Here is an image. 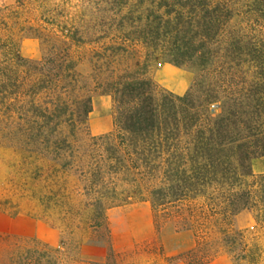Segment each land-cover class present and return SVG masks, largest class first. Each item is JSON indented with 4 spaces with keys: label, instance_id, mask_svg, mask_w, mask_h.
I'll return each mask as SVG.
<instances>
[{
    "label": "trees",
    "instance_id": "16d2710c",
    "mask_svg": "<svg viewBox=\"0 0 264 264\" xmlns=\"http://www.w3.org/2000/svg\"><path fill=\"white\" fill-rule=\"evenodd\" d=\"M130 1H88L89 31H55L45 16V26L27 25V30H40L33 31L43 46L40 60L20 55L17 42L5 31L10 8H1L0 127L13 132L25 126L27 139L36 142L72 96L91 102L93 93L110 95L117 114L114 130L96 140L111 142L126 169L141 179L149 176V161L153 174L161 177V199L152 200L157 233L158 218L163 217L174 226L172 241L198 240L197 227L218 220L219 241L226 251L235 246L245 250V234L235 229L233 219L247 212L255 228H264V174H254L251 168L252 160L264 156V42L259 38L264 0H149V28L154 30L167 25L175 31H235L219 50L229 63L218 62L206 71L210 82L201 101L187 106L197 111L195 116L185 120L181 108L191 92L170 96L162 128L139 97V91L151 95L152 78L135 49L139 43L151 44V36L117 31ZM46 2L16 3L21 10L42 4L47 16ZM220 38L214 42L222 43ZM85 66L87 74L79 70ZM115 202L105 209L119 207ZM176 258L184 264H207L215 256L195 259L188 249Z\"/></svg>",
    "mask_w": 264,
    "mask_h": 264
},
{
    "label": "rangeland",
    "instance_id": "374dc122",
    "mask_svg": "<svg viewBox=\"0 0 264 264\" xmlns=\"http://www.w3.org/2000/svg\"><path fill=\"white\" fill-rule=\"evenodd\" d=\"M17 1L0 0V9L10 8L5 31L12 34L23 58L40 60L43 46L33 36V31L40 30H27V25L45 26V16L52 19L55 31H89L86 3L96 0H39L47 1V16L43 15L42 4L21 10ZM12 11H17L13 17ZM122 14L117 31L151 36V44L139 43L135 49L139 51L135 55L146 61L145 71L152 78L151 95L139 91L140 105L154 111L157 125L162 128L170 96L184 97L191 92L192 97L181 103L183 117L189 121L197 111L187 106L201 101L210 82L206 71L218 62L229 63L227 57H220L219 50L235 31H175L167 25L154 30L149 28V0H131ZM217 35L222 43L214 42ZM259 38L264 42V31ZM164 64L191 74L184 94L170 92L157 78ZM79 70L89 73L87 66ZM138 72L142 71H135L133 76L137 77ZM101 96L111 101L114 130L117 114L113 99L100 92L93 93L91 102L72 96L66 106L57 109L36 142L27 139L25 126L13 132L0 127V264H175L176 257L188 249H192L195 259L215 256L216 264H264V228H255L247 212L233 219L235 229L245 234V250L235 246L226 251L219 241L222 227L218 220L198 226V240L176 237L172 241L174 226L163 217L158 218L157 233L152 200L161 197L157 184V177H161L153 174L150 161L148 177L141 179L129 172L111 142L98 141L99 136L89 133L93 100ZM112 201L120 206L105 209ZM144 203L153 213L155 237L151 243L132 244L124 220L119 218L115 224L113 214Z\"/></svg>",
    "mask_w": 264,
    "mask_h": 264
},
{
    "label": "crops",
    "instance_id": "0c3cea01",
    "mask_svg": "<svg viewBox=\"0 0 264 264\" xmlns=\"http://www.w3.org/2000/svg\"><path fill=\"white\" fill-rule=\"evenodd\" d=\"M157 78L170 92L177 95L185 93L191 83V74L169 64H164L157 71ZM88 130L91 136L108 134L113 130L112 105L108 96L97 97L93 100L92 110L88 116ZM253 172L264 174V156L252 160ZM122 218L125 232L132 244L151 243L155 237L153 213L148 205H131L123 211H115L113 221L116 224ZM135 233L138 235L136 236ZM220 260V259H219ZM224 262L226 259H221ZM213 259L207 264H216ZM175 264H183L177 262Z\"/></svg>",
    "mask_w": 264,
    "mask_h": 264
}]
</instances>
